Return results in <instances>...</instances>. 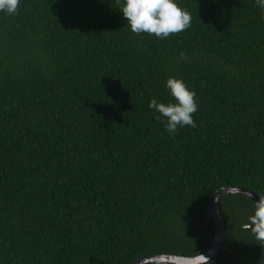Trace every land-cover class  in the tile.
Returning <instances> with one entry per match:
<instances>
[{"label":"trees","instance_id":"obj_1","mask_svg":"<svg viewBox=\"0 0 264 264\" xmlns=\"http://www.w3.org/2000/svg\"><path fill=\"white\" fill-rule=\"evenodd\" d=\"M124 2L0 11V264L194 256L213 241L216 192L264 195V9L176 0L191 27L159 39L131 31ZM169 77L195 90L196 127L170 133L149 108L173 102ZM219 205L229 251L213 262L264 264L243 228L255 201Z\"/></svg>","mask_w":264,"mask_h":264},{"label":"clouds","instance_id":"obj_2","mask_svg":"<svg viewBox=\"0 0 264 264\" xmlns=\"http://www.w3.org/2000/svg\"><path fill=\"white\" fill-rule=\"evenodd\" d=\"M264 9V0H257ZM19 0H0V11L9 16L17 14ZM120 11L133 33H147L159 39L176 35L191 27V15L176 3V0H125ZM183 55V54H182ZM166 86L170 90L173 102H158L153 98L149 108L154 109L159 120L163 117L166 130L176 133L178 127H196L193 115L198 111L195 90L189 89L182 79L169 77ZM249 230L255 241L264 246V195L255 202L254 214L243 225ZM184 264H212L211 255L198 253L194 256L183 257Z\"/></svg>","mask_w":264,"mask_h":264},{"label":"water","instance_id":"obj_3","mask_svg":"<svg viewBox=\"0 0 264 264\" xmlns=\"http://www.w3.org/2000/svg\"><path fill=\"white\" fill-rule=\"evenodd\" d=\"M230 193H239L244 194L252 198L255 202L259 200V196L249 190L244 188H237V187H228V188H222L216 194L213 196L206 216V222H208L211 218L215 221V235L213 238V241L210 245V247L203 252L205 255H211V261L212 264H215L213 262V259L217 256V254L221 250H227L229 249L224 245V237H225V220L219 205V198L225 194ZM183 257H189V256H182V255H167V254H159V255H153V256H145L140 259H138L134 264H148V263H156V262H164L168 264H184Z\"/></svg>","mask_w":264,"mask_h":264}]
</instances>
